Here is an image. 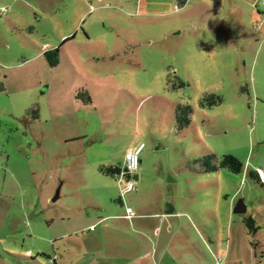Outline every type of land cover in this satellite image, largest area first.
<instances>
[{"label":"rangeland","instance_id":"obj_1","mask_svg":"<svg viewBox=\"0 0 264 264\" xmlns=\"http://www.w3.org/2000/svg\"><path fill=\"white\" fill-rule=\"evenodd\" d=\"M263 173L264 0H0L1 255L264 264Z\"/></svg>","mask_w":264,"mask_h":264},{"label":"trees","instance_id":"obj_2","mask_svg":"<svg viewBox=\"0 0 264 264\" xmlns=\"http://www.w3.org/2000/svg\"><path fill=\"white\" fill-rule=\"evenodd\" d=\"M59 50L55 49L54 51H46L44 52V55L48 58V62L51 66H57L59 63V58L57 57ZM54 57V58H53ZM215 103V102H214ZM218 167H223L226 169H229L234 172H242L243 170V164L239 161L237 157H235L232 154L224 155L221 157V159L218 162V165L212 162V157H206V159H202V168L206 170L207 172L209 171H214ZM107 172L111 175H120L122 170L121 167H110L106 169ZM251 174L256 177L258 181H261V177L259 174L255 171L252 170ZM129 176V175H125ZM263 179H264V173H263ZM254 219L252 217H249L245 219L244 223L246 224L247 227H251L254 229ZM32 258V257H31ZM30 258V260H31ZM50 259V258H49ZM52 260V259H51Z\"/></svg>","mask_w":264,"mask_h":264},{"label":"crops","instance_id":"obj_3","mask_svg":"<svg viewBox=\"0 0 264 264\" xmlns=\"http://www.w3.org/2000/svg\"><path fill=\"white\" fill-rule=\"evenodd\" d=\"M121 170H122L121 174L124 175L123 174V168L122 167H121ZM130 175H129V177H130ZM136 178H138L137 175H135V179ZM130 182H132V181H130ZM128 217H130V216H128ZM91 229H93V225L91 226L90 230ZM30 255H33V251L32 250L26 251L25 255H23L25 257H30V258L32 257L31 260H30V262H25L24 260L21 259V261H22L21 263H15V262H12L11 261L9 255H7L8 257H6V254H4V255H1L0 254V264H40V262L38 263L36 261L37 260V257H33V256H30ZM106 258H111V257H106ZM70 261H72V260H70ZM50 264H63V261L60 260V258L58 257V254L54 253V256L53 257H50ZM69 264H71V263L69 262ZM72 264H74V262Z\"/></svg>","mask_w":264,"mask_h":264},{"label":"built area","instance_id":"obj_4","mask_svg":"<svg viewBox=\"0 0 264 264\" xmlns=\"http://www.w3.org/2000/svg\"><path fill=\"white\" fill-rule=\"evenodd\" d=\"M140 151H141V145L135 151H130L127 153V160L123 168L124 175H130L132 172H134L136 169L139 168L138 153ZM133 185H134L133 182H130L128 184L127 190L131 189Z\"/></svg>","mask_w":264,"mask_h":264},{"label":"water","instance_id":"obj_5","mask_svg":"<svg viewBox=\"0 0 264 264\" xmlns=\"http://www.w3.org/2000/svg\"><path fill=\"white\" fill-rule=\"evenodd\" d=\"M137 179V178H136ZM235 212H237V214H243L245 213V207H244V202L243 200H240L239 203H237L235 205V208H234Z\"/></svg>","mask_w":264,"mask_h":264}]
</instances>
